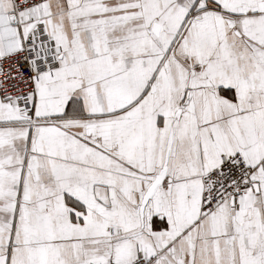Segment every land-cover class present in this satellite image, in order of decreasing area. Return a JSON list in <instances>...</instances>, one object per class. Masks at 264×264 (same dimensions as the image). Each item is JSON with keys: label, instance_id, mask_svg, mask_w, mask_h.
Instances as JSON below:
<instances>
[{"label": "snow or ice", "instance_id": "1", "mask_svg": "<svg viewBox=\"0 0 264 264\" xmlns=\"http://www.w3.org/2000/svg\"><path fill=\"white\" fill-rule=\"evenodd\" d=\"M15 57L0 264H264V0H0Z\"/></svg>", "mask_w": 264, "mask_h": 264}, {"label": "built area", "instance_id": "2", "mask_svg": "<svg viewBox=\"0 0 264 264\" xmlns=\"http://www.w3.org/2000/svg\"><path fill=\"white\" fill-rule=\"evenodd\" d=\"M17 59L18 57L13 58L12 60L0 61V94L5 92L16 93L26 90L28 87L27 82L17 84L16 87H10L11 84L17 83V79L20 75H27V72L23 68L16 66Z\"/></svg>", "mask_w": 264, "mask_h": 264}]
</instances>
